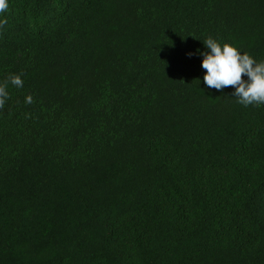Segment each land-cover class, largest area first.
Returning <instances> with one entry per match:
<instances>
[{
  "label": "trees",
  "instance_id": "obj_1",
  "mask_svg": "<svg viewBox=\"0 0 264 264\" xmlns=\"http://www.w3.org/2000/svg\"><path fill=\"white\" fill-rule=\"evenodd\" d=\"M7 3L0 264H264V104L200 55L264 61V0Z\"/></svg>",
  "mask_w": 264,
  "mask_h": 264
},
{
  "label": "clouds",
  "instance_id": "obj_2",
  "mask_svg": "<svg viewBox=\"0 0 264 264\" xmlns=\"http://www.w3.org/2000/svg\"><path fill=\"white\" fill-rule=\"evenodd\" d=\"M8 8L7 0H0V15ZM6 20L0 19V25ZM206 51L202 56L201 67L206 70L203 81L206 87L221 91L226 87L234 88L233 95L244 106L264 104V61H257L248 53H241L235 46L221 44L213 38L202 41ZM246 77V79L244 78ZM11 84L22 87L23 81L19 76L10 78ZM8 93L0 87V108L3 107ZM27 103L32 102L29 96Z\"/></svg>",
  "mask_w": 264,
  "mask_h": 264
}]
</instances>
